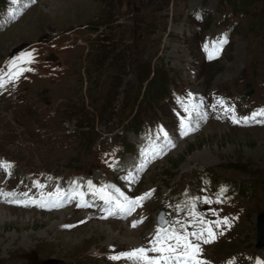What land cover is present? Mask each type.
Instances as JSON below:
<instances>
[{"label":"rangeland","instance_id":"1","mask_svg":"<svg viewBox=\"0 0 264 264\" xmlns=\"http://www.w3.org/2000/svg\"><path fill=\"white\" fill-rule=\"evenodd\" d=\"M263 5L229 9L221 27L222 0H0V73L33 56L22 65L31 71L0 89V161L14 165L10 175L0 170V189L39 199L92 181L130 197L152 192L127 222L95 210L91 194L89 207H78V197L50 208L0 203V264H130L109 257L147 247L163 210L172 227L190 223L193 211L230 218L231 227L216 230L223 235L202 245L210 264H264V248H255L264 123L235 124L217 103L241 117L264 108ZM224 37L209 59L205 46ZM182 101L197 106L186 136ZM161 126L175 147L151 158L164 143Z\"/></svg>","mask_w":264,"mask_h":264},{"label":"snow or ice","instance_id":"2","mask_svg":"<svg viewBox=\"0 0 264 264\" xmlns=\"http://www.w3.org/2000/svg\"><path fill=\"white\" fill-rule=\"evenodd\" d=\"M17 0H13L16 3ZM35 2V0H32ZM15 15V14H13ZM227 43V37L222 40L212 42V44L206 45L205 48L208 50V58L215 59L222 51L223 45ZM33 62V56L31 53H25L23 56L18 57L16 60L11 62L10 70L7 73H0V89L4 88L6 84L17 81L26 71H31L30 68L22 65L31 64ZM217 103L224 108L225 112L230 114V119L235 124H249L252 122L264 123V108H261L253 112L250 116H238L234 106H228L227 102L221 98ZM184 111L188 113V117H181L180 123L182 132L181 135H188L191 131L195 130L192 124L191 115L197 107L196 105L189 106L184 104ZM163 137V144L153 145L150 149L151 158L162 156L165 154L166 144L168 147H175V144L171 141L167 130L160 127L157 133V139ZM147 155V153H146ZM146 160L140 165L143 169L146 166ZM14 165L9 161H0V170L5 171L7 174H11V169ZM130 181H135L134 175L127 177ZM74 188L71 193L66 190H62L59 187L53 192L44 193L41 192L39 199L29 196L27 192L16 193V192H5L0 190V197L4 198L6 202L19 204L22 206L38 205L40 207H61L66 202H71L74 198H79L78 207H89V202L85 199V196L91 194L93 197L99 198L109 207L106 208L107 215L121 214L122 218H127L136 211L138 207L143 206V202L149 199L152 192L144 193L141 196L130 197L119 188L115 186L103 185L97 187L92 181L87 182V192L81 191V185L74 182ZM37 188L43 189L45 185L35 182ZM22 197V198H17ZM205 202H211L206 200ZM222 202V201H217ZM193 219L190 223H180L179 227L169 226L167 221H162L161 226L156 230L154 236L149 240L148 246H141L134 248L126 252L115 253L109 257L114 261L125 260L130 264H210L203 257L204 244L213 243L219 235H223L222 231H216L223 226L231 227L230 218L224 217L217 220H207L203 215H200L193 211L190 213ZM213 215L217 217L219 214L213 210ZM107 218V217H105ZM143 221H134L132 227H137L139 223ZM189 226L192 227V231H189ZM66 227H71L70 225ZM232 264V262H230ZM260 264V262H258Z\"/></svg>","mask_w":264,"mask_h":264},{"label":"water","instance_id":"3","mask_svg":"<svg viewBox=\"0 0 264 264\" xmlns=\"http://www.w3.org/2000/svg\"><path fill=\"white\" fill-rule=\"evenodd\" d=\"M244 94L246 96H251V93L248 91L247 92L245 91ZM262 216L264 217V212H263ZM162 221H167L164 217L163 212H161V214H158V216H157V223L159 224V226H161ZM257 229H258L257 247L261 248L264 245V221L262 222V224L260 226H257ZM48 262L49 261H39V262L34 263V264H50Z\"/></svg>","mask_w":264,"mask_h":264},{"label":"trees","instance_id":"4","mask_svg":"<svg viewBox=\"0 0 264 264\" xmlns=\"http://www.w3.org/2000/svg\"><path fill=\"white\" fill-rule=\"evenodd\" d=\"M245 1H247V3L248 2H255V1H263L264 2V0H245ZM240 4V0H237V4L235 3V4H232L231 6L233 7V8H237V9H241V8H239V5ZM262 11H263V13H264V5H263V9H262ZM155 76V74H153V76L151 77V79L153 78ZM159 91H161V89L159 90ZM137 129H136V126L133 128V132H135ZM238 168H240V169H245V167H238ZM260 177V175H259V173H257V178H259ZM259 181H261V183L262 184H264V176H263V178H261V179H259Z\"/></svg>","mask_w":264,"mask_h":264},{"label":"bare ground","instance_id":"5","mask_svg":"<svg viewBox=\"0 0 264 264\" xmlns=\"http://www.w3.org/2000/svg\"><path fill=\"white\" fill-rule=\"evenodd\" d=\"M210 125H208V127H209ZM31 194V193H30ZM73 203H75V200L73 199V200H71ZM0 203H3L2 201H0ZM32 208H35L36 209V206H32ZM128 218V217H127ZM127 218H122V215L121 214H119V220H121V221H124V222H127L128 220H127Z\"/></svg>","mask_w":264,"mask_h":264}]
</instances>
